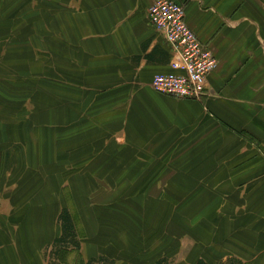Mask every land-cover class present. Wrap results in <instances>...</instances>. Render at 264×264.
<instances>
[{
  "label": "crops",
  "instance_id": "1",
  "mask_svg": "<svg viewBox=\"0 0 264 264\" xmlns=\"http://www.w3.org/2000/svg\"><path fill=\"white\" fill-rule=\"evenodd\" d=\"M154 1L65 0L77 11L65 19V37L80 39L86 49H79L80 60L74 63L80 67L84 87L95 91L81 105H95L86 109L85 119L95 123V142L106 146V155H119L122 149L131 160L142 147L143 154L154 155L155 169L166 168L160 165L165 164L160 155L179 154L176 163L185 164L180 169L213 171L208 179L217 192L212 217L222 219L217 230L222 240L217 243L216 236L211 238L216 227L209 222L208 236L190 239V253L181 264H264V0H174L185 6L187 25L219 61L201 101L177 100L151 87L155 76L171 71L170 48L147 20V9ZM5 137L6 132H1L0 264H120L106 259L118 258L100 246L95 248L106 258L89 257L88 243L83 242L60 250L58 263H51L46 254L63 236V212L77 224L75 242L78 236L88 240L90 235H100L99 213L92 212L98 196L89 186L95 190L100 185H118L126 177L121 166L123 170L133 166L121 165L118 158L109 180L78 175L85 187L83 195L74 193L75 180L62 191L49 180L47 208L25 204L19 210L20 183L4 178L6 143L21 144L26 151L28 144L13 136L10 142L3 141ZM38 143L39 137L29 148ZM104 167L102 163L93 170ZM122 185L125 188L115 194L129 192L136 183L127 177ZM180 185L176 183L183 190ZM81 196L92 205L85 206ZM49 214L54 221L44 227L50 236L46 239L41 237L37 218ZM101 242L98 237L95 244ZM177 243L176 254L184 250L182 241L178 249Z\"/></svg>",
  "mask_w": 264,
  "mask_h": 264
},
{
  "label": "rangeland",
  "instance_id": "2",
  "mask_svg": "<svg viewBox=\"0 0 264 264\" xmlns=\"http://www.w3.org/2000/svg\"><path fill=\"white\" fill-rule=\"evenodd\" d=\"M72 12L77 11L71 10L65 0H0V134L4 131L8 136L3 141L10 142L13 136L28 144L26 151L21 144L6 143L4 178L8 183H20L19 210L25 204L47 208L52 188L49 180L60 191L75 180L74 193L83 195L85 187L78 175L109 180L111 166L119 158L121 165L133 166L131 170L121 166L116 171L126 176L120 184L100 185L95 190L89 186L98 196L92 212L99 213L100 235H90L88 240L78 236L76 242L62 246L52 243L46 254L50 262L58 263L62 250L76 248L83 242L88 243L89 257H104L95 248L100 246L118 258L104 257L114 263L157 264L164 259V264L184 263L190 253V239L206 238L209 222L216 227L211 238L216 236L217 243L222 240V232H217L222 219L212 217L217 192L208 179L213 171L180 169L185 164L176 163L179 154L160 155L165 160L160 165L166 168L155 169L154 155L143 154L142 147L131 160V155L122 149L119 155H106V146L95 142V123L85 119L86 109L95 105L81 107L95 91L84 87L74 63L80 60L79 49H86L80 39L65 37V19ZM38 137L40 144L29 148V143ZM168 158H173L172 162ZM102 163L104 169L93 170ZM127 177L136 186L130 187L129 192L121 190L115 194L125 188L122 183ZM177 182L183 190L178 189ZM81 200L85 206L92 205L84 197ZM49 217L50 214L37 218L43 229L41 237L46 239L50 236L44 227L54 221ZM45 221L48 222L43 226ZM76 225L74 231L78 229ZM98 237L102 242L95 244ZM181 241L184 250L176 254L174 246L177 243L180 248ZM166 254L168 258L163 256Z\"/></svg>",
  "mask_w": 264,
  "mask_h": 264
},
{
  "label": "built area",
  "instance_id": "3",
  "mask_svg": "<svg viewBox=\"0 0 264 264\" xmlns=\"http://www.w3.org/2000/svg\"><path fill=\"white\" fill-rule=\"evenodd\" d=\"M147 20L171 51V71L155 76L152 89L177 100L201 101L219 61L187 25L185 6L174 0H155L147 9Z\"/></svg>",
  "mask_w": 264,
  "mask_h": 264
},
{
  "label": "trees",
  "instance_id": "4",
  "mask_svg": "<svg viewBox=\"0 0 264 264\" xmlns=\"http://www.w3.org/2000/svg\"><path fill=\"white\" fill-rule=\"evenodd\" d=\"M60 219L63 228V236L59 239L58 244L62 246L73 240L74 228L67 212H63Z\"/></svg>",
  "mask_w": 264,
  "mask_h": 264
}]
</instances>
